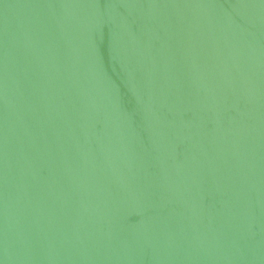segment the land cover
<instances>
[{
  "label": "water",
  "instance_id": "95a60500",
  "mask_svg": "<svg viewBox=\"0 0 264 264\" xmlns=\"http://www.w3.org/2000/svg\"><path fill=\"white\" fill-rule=\"evenodd\" d=\"M0 264H264V0H0Z\"/></svg>",
  "mask_w": 264,
  "mask_h": 264
}]
</instances>
